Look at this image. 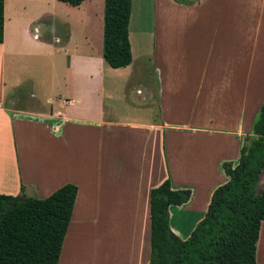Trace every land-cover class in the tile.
<instances>
[{"label": "crops", "instance_id": "obj_1", "mask_svg": "<svg viewBox=\"0 0 264 264\" xmlns=\"http://www.w3.org/2000/svg\"><path fill=\"white\" fill-rule=\"evenodd\" d=\"M93 2L84 0L71 6L55 0L48 10L46 0H4L0 193L16 195L23 187L26 195L45 198L62 185L73 183L77 194L58 264H77L83 248L78 238L91 225L90 238L95 240L100 216L108 231L118 233L115 237L124 248L123 252L113 250L114 258L108 264H148L151 190L168 177L174 189L191 190L187 203L169 208L172 231L187 238L203 217L213 190L227 180L222 163L237 161L245 136L252 135L264 101V97L262 102L256 101L257 92L264 87V0H173L178 9L189 11L183 25L192 26L198 19L199 56L215 60L207 64L206 59L198 68L178 66L172 58L178 51L171 48L174 42L169 33L167 43L162 38L163 48L157 50L156 19L155 82L152 86L135 84L131 94L125 95L124 114L114 107L107 115L104 110L102 118L75 114V58L79 45L74 49L69 23L55 13L60 4L83 11L90 6V11ZM194 7H198V14ZM88 12L79 22L83 40L89 37ZM81 46L89 48L90 43ZM190 51L194 52H179L188 57ZM66 53L69 60L65 66ZM136 54L140 57L141 50L136 48ZM99 61L105 62L103 55ZM83 63L85 68L91 64ZM131 63L115 68L122 70L117 72H122L126 81L132 75ZM102 69L85 74L90 78L85 85L87 93L106 94ZM182 70L185 81H177L176 74ZM191 71L200 73L194 82L187 75ZM27 84L36 88L30 96H39L35 107L26 106ZM182 86L195 89L198 105L193 104L179 116L173 105L177 89ZM260 96H264V90ZM78 131H102L104 154H96L100 147L94 145L91 150L87 146V155L78 154ZM85 161V170L75 174L77 166ZM75 216L80 221L77 224ZM112 216L114 227L106 224ZM259 236L258 244L262 234ZM92 251L95 253V249ZM260 261L264 264V251Z\"/></svg>", "mask_w": 264, "mask_h": 264}, {"label": "trees", "instance_id": "obj_2", "mask_svg": "<svg viewBox=\"0 0 264 264\" xmlns=\"http://www.w3.org/2000/svg\"><path fill=\"white\" fill-rule=\"evenodd\" d=\"M78 6L84 0H59ZM132 0H104L102 55L112 68L132 61L129 23ZM4 0H0V43ZM227 180L217 186L203 217L183 239L169 224V208L181 206L191 190L174 189L168 177L150 192L148 264H257L264 221V101L245 136L237 161H224ZM77 186L66 183L45 198L0 193V264H58Z\"/></svg>", "mask_w": 264, "mask_h": 264}, {"label": "rangeland", "instance_id": "obj_3", "mask_svg": "<svg viewBox=\"0 0 264 264\" xmlns=\"http://www.w3.org/2000/svg\"><path fill=\"white\" fill-rule=\"evenodd\" d=\"M55 0H46V4H48L49 9L52 5V2ZM173 0H133V8L131 13L130 25H129V38L131 42V49L133 51V61L130 67H133L132 75L127 77L129 81H126V78L123 79L122 70H117L110 66H107L103 63L100 64L99 59L102 57V47H103V11H104V0H94L92 4V9L89 11L90 6H87L85 11L88 12V16L91 19V22L87 26V33L89 32L88 39H82L81 34V24L80 18L86 17L85 11L78 10L75 7L64 6L62 5L60 9H56L55 13L66 20L71 28L73 33L72 39L70 40L71 45L75 49V45H79V50L77 51L78 56L75 58V114L83 117H99L101 118L104 116L103 112L106 110V115L110 113L111 108L115 107V110L121 114L125 112L123 109L122 104L126 100L124 98L125 95H130L132 89L135 84L137 83H144L152 86V83L155 82L157 78V72L155 68V64H157L158 56L154 55L156 51L154 45V37L155 34L153 33L155 20L159 22V25L156 26L158 39L156 40L155 44L157 50L159 48H163L161 45L162 38H164L165 43L168 40L165 37H168V33L170 34V38H172L174 44H171V48L178 51L176 54L177 56L172 57L174 62L179 66H193L199 67L202 64L206 63L211 64L212 60H215V57L204 58L199 56V23L198 19L196 23L192 26H187L184 24L185 17L189 15V11L178 9L177 6L173 5ZM180 2H185V0H177ZM47 10V11H48ZM195 13L198 14V7H194ZM87 15V14H86ZM191 27V28H190ZM159 40V44H158ZM89 41L90 46L89 48H82V43ZM81 48V49H80ZM136 48L141 50V56L139 57L136 54ZM164 49H167L164 47ZM182 49H191L194 52L188 57H184L180 55ZM64 65L66 66L69 56L66 53L64 56ZM91 59V60H89ZM248 59L245 58V61ZM83 61H90L91 64L87 65L86 68L84 67ZM103 67L104 71V78H105V86H106V94L100 95L99 93L91 94L87 93L86 90V83L90 80V78H86L87 72H94L98 71L99 68ZM105 68V69H104ZM130 71V70H129ZM128 71V73H129ZM86 74V75H85ZM198 71H191L187 73L189 79L193 82L196 81V77L199 76ZM245 73L241 72V75ZM185 73L183 70L181 73H177L176 80L178 81H185L184 79ZM71 74L69 71V78H71ZM181 77V78H180ZM93 80H97V78L92 77ZM127 82L123 86V83ZM112 87V89H110ZM34 90V91H33ZM36 88H31L28 84L24 89L25 94L29 97L26 103V106H37L38 102L37 99L39 96H30L31 93H35ZM90 90V89H89ZM264 87L259 89L256 96V101L260 100L263 101L264 96H260L261 92H263ZM32 91V92H31ZM91 91V90H90ZM179 94L174 96L175 103L173 105L176 108L177 114L182 116L183 113L186 114L187 108L193 104H197L198 97L195 96V89L191 86L190 88L182 86L177 89ZM111 92V94H110ZM37 98V99H36ZM256 104V103H255ZM254 104V106H255ZM198 105V104H197ZM150 107V106H149ZM78 135H75V151L77 150L82 156L87 155V146L89 150L92 149V146L100 147L97 149L96 154H104V134L102 131H78ZM85 162L81 165L77 166L78 170L75 171V174L79 173L81 170H85ZM261 186H264V172L261 176ZM101 217V223L99 228L96 231V238L95 240L91 241L90 235L92 234V230L94 226L87 225L81 233V237L78 238L80 242V246H83L82 250L79 252L81 259L79 258L77 264L79 262L81 264H108L110 259L114 258V251H121L122 248L119 245V238L115 236L118 233L114 231L107 230V226L104 223V217ZM109 222L107 221L106 224H112V227L116 225L115 217H109ZM77 217L75 216V223H79ZM86 225V224H80ZM72 228V226H71ZM70 228V229H71ZM260 234H262L261 242L258 244L257 242V251H256V262L257 264H261L260 259L263 256L264 251V224L261 226ZM260 238V236H259ZM259 241V240H258ZM94 243V244H93ZM95 249V253L94 250ZM114 250V251H113ZM84 253V255H83ZM77 254V253H76ZM79 256V257H80ZM78 258V257H75ZM260 258V259H259ZM97 260V262L95 261Z\"/></svg>", "mask_w": 264, "mask_h": 264}]
</instances>
